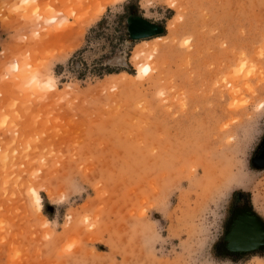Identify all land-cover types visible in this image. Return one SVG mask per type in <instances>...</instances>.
Wrapping results in <instances>:
<instances>
[{"label": "rangeland", "instance_id": "rangeland-1", "mask_svg": "<svg viewBox=\"0 0 264 264\" xmlns=\"http://www.w3.org/2000/svg\"><path fill=\"white\" fill-rule=\"evenodd\" d=\"M263 139L264 0H0V264H264Z\"/></svg>", "mask_w": 264, "mask_h": 264}, {"label": "flooded vegetation", "instance_id": "flooded-vegetation-1", "mask_svg": "<svg viewBox=\"0 0 264 264\" xmlns=\"http://www.w3.org/2000/svg\"><path fill=\"white\" fill-rule=\"evenodd\" d=\"M145 32L137 29L134 34L141 36ZM254 161L264 166V143ZM215 250L219 257L238 263L264 252V217L247 195L235 194Z\"/></svg>", "mask_w": 264, "mask_h": 264}, {"label": "trees", "instance_id": "trees-1", "mask_svg": "<svg viewBox=\"0 0 264 264\" xmlns=\"http://www.w3.org/2000/svg\"><path fill=\"white\" fill-rule=\"evenodd\" d=\"M138 22V21H137ZM140 24H149V22H146V21H142V20H140ZM149 25H151V24H149ZM151 28V27H150ZM129 32V33H128ZM135 30H134V27L132 26V25H128V27H127V36L128 37H130V38H139L140 36H136L135 34ZM264 143V139H263V142H262V144ZM261 144V145H262ZM260 145V146H261ZM259 149H260V147L257 149V151H256V153H255V156L258 154V152H259Z\"/></svg>", "mask_w": 264, "mask_h": 264}, {"label": "bare ground", "instance_id": "bare-ground-1", "mask_svg": "<svg viewBox=\"0 0 264 264\" xmlns=\"http://www.w3.org/2000/svg\"><path fill=\"white\" fill-rule=\"evenodd\" d=\"M149 71H150L149 66H144V67H142V68L140 69L139 74L144 75V74H147ZM33 190H34V189H33ZM33 195H34V200H35V201L37 202V204H38L39 201H40V198H39L38 193H37L36 191H33ZM38 205H39V204H38Z\"/></svg>", "mask_w": 264, "mask_h": 264}]
</instances>
